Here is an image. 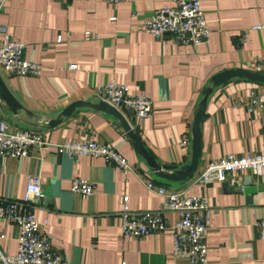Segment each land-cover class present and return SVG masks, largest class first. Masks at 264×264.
Masks as SVG:
<instances>
[{
  "label": "crops",
  "instance_id": "obj_1",
  "mask_svg": "<svg viewBox=\"0 0 264 264\" xmlns=\"http://www.w3.org/2000/svg\"><path fill=\"white\" fill-rule=\"evenodd\" d=\"M175 1L182 0H121L117 6L104 0H0V26L24 43V59L41 66L39 76L0 70L24 108L13 113L0 100V117L44 140L25 157L0 156V201L21 199L28 177L39 174L44 195L33 213L45 222L42 232L67 264H189L172 254L169 227L177 220L175 212L165 215L164 231L138 238L121 233L122 195L134 211L158 209L164 200L144 179L206 196L212 208L205 239L208 264H264V240L255 225L264 215V169L258 175L238 172L224 183L207 186L195 181L212 160L264 153V83L235 77L210 91L200 123L199 161L185 181L156 175L116 119L101 110L77 107L49 125L74 101H100L95 87L114 80L125 84L128 93L144 94L151 101V115L142 120L118 110L152 159L160 165L189 163L191 126L211 77L225 69L264 74V29H252L264 26V0H197L210 29L200 45L139 30L154 11ZM86 32L90 37L85 38ZM2 36L0 32V42ZM259 61L262 66H257ZM71 64L76 68H69ZM252 90L262 95L263 105L249 111ZM74 139L112 144L131 169L99 156L56 150L55 144ZM76 177L92 183L93 192L73 193L70 185ZM0 231V253L14 254L16 224L0 219Z\"/></svg>",
  "mask_w": 264,
  "mask_h": 264
},
{
  "label": "built area",
  "instance_id": "obj_2",
  "mask_svg": "<svg viewBox=\"0 0 264 264\" xmlns=\"http://www.w3.org/2000/svg\"><path fill=\"white\" fill-rule=\"evenodd\" d=\"M111 6H117L121 0H104ZM115 21V18H110ZM252 29H264V26H253ZM139 30L148 32L156 38H171L177 43L200 45L208 40L210 29L204 12L197 0L175 1L172 6H165L153 14L140 26ZM2 40L0 42V70L9 75L19 77L26 75L39 76L41 66L22 57L24 43L13 40L5 26H0ZM90 33H85V38ZM263 61V59H262ZM262 61L257 66H262ZM69 68L75 69L71 64ZM95 95L99 100L106 101L117 109H124L136 119H145L151 115L150 99L141 93L130 94L123 83L110 80L95 87ZM249 111L263 105V97L254 90L250 92L246 102ZM264 123V115L262 116ZM44 143L42 136L30 130L17 129L6 119L0 117V156L25 157L30 148ZM188 140L182 139L186 145ZM58 152L69 156L92 155L102 157L123 170H130L127 159L110 143L94 140L74 139L55 144ZM264 169V153L236 156L228 154L212 160L195 177L202 186L213 182L224 183L228 177L238 172L246 171L258 175ZM148 189L161 195L164 200L158 209L131 210L127 196L122 195L121 203V233L128 237L138 238L152 231H164L168 227L165 215L168 212L177 213V220L169 227L172 233L173 256L183 258L189 264H208L207 245L205 242L211 207L206 196L187 195L181 190H172L151 180H143ZM70 190L79 195H89L93 185L81 178L71 181ZM41 178L39 174L28 177L23 196L19 200L0 201V219L12 221L18 228L17 250L14 254L0 253V263L3 264H67L64 256L51 249L47 236L42 232L45 222H39L33 213L36 201L43 197ZM260 239L264 240V215L255 222ZM4 235L0 231V238ZM120 264H128L121 260Z\"/></svg>",
  "mask_w": 264,
  "mask_h": 264
},
{
  "label": "water",
  "instance_id": "obj_3",
  "mask_svg": "<svg viewBox=\"0 0 264 264\" xmlns=\"http://www.w3.org/2000/svg\"><path fill=\"white\" fill-rule=\"evenodd\" d=\"M235 77H243L249 80L264 83V74H261L256 71H250L246 69H225L214 74L211 79V86L204 88V96L201 100V103L198 105L194 120L191 126V158L189 163L182 166H173V165H160L156 163L151 155L144 148L141 140L139 139L136 132L131 128L129 122L124 117V115L114 106L110 105L106 101L100 100L96 103L89 101H74L65 107L59 117L55 120H52L49 125L56 124L60 122L63 116H68L71 114L77 107H90L93 109L101 110L107 114L112 115L118 124L124 129L127 136L132 140L133 145L136 151L146 159L148 165L153 169L156 175L163 177L169 181H185L190 179L197 167L199 157H200V123L205 110L206 98L209 95L210 91L226 82L227 80ZM0 100L6 105L7 109L13 113H16L18 109H23L22 105L18 102L15 96L9 91L6 87L2 77L0 76Z\"/></svg>",
  "mask_w": 264,
  "mask_h": 264
}]
</instances>
